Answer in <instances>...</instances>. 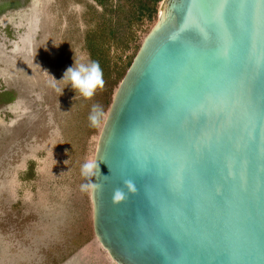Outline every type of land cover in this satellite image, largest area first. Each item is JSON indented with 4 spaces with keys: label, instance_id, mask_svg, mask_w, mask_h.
Returning <instances> with one entry per match:
<instances>
[{
    "label": "water",
    "instance_id": "95a60500",
    "mask_svg": "<svg viewBox=\"0 0 264 264\" xmlns=\"http://www.w3.org/2000/svg\"><path fill=\"white\" fill-rule=\"evenodd\" d=\"M93 161L118 264H264V0H163Z\"/></svg>",
    "mask_w": 264,
    "mask_h": 264
},
{
    "label": "rangeland",
    "instance_id": "374dc122",
    "mask_svg": "<svg viewBox=\"0 0 264 264\" xmlns=\"http://www.w3.org/2000/svg\"><path fill=\"white\" fill-rule=\"evenodd\" d=\"M139 2L0 0V264H117L95 235L91 188L81 190L91 177L80 169L158 20L162 2L152 16ZM72 49L103 70L91 100L52 80L73 65Z\"/></svg>",
    "mask_w": 264,
    "mask_h": 264
},
{
    "label": "clouds",
    "instance_id": "9594fccd",
    "mask_svg": "<svg viewBox=\"0 0 264 264\" xmlns=\"http://www.w3.org/2000/svg\"><path fill=\"white\" fill-rule=\"evenodd\" d=\"M73 52L74 63L66 69L61 80L57 81L54 77L50 74L49 75L52 77L53 82H62L65 87L70 86L76 92V96L74 98L78 96L84 100H91L97 91L104 87L103 70L99 62L92 60L90 56L83 53L78 55L74 50ZM63 89L60 90L61 94ZM102 115V108L99 105L94 104L88 116L90 126H98ZM97 170H99L98 164L96 161L92 160H86L81 165L80 169L81 175L86 178L93 177ZM124 185L128 191H135L134 183L131 180H125ZM95 187H98V185L94 183H86L81 185V190L87 191L89 188ZM125 198L126 193L122 188H116L113 190L112 199L115 203H119Z\"/></svg>",
    "mask_w": 264,
    "mask_h": 264
},
{
    "label": "trees",
    "instance_id": "16d2710c",
    "mask_svg": "<svg viewBox=\"0 0 264 264\" xmlns=\"http://www.w3.org/2000/svg\"><path fill=\"white\" fill-rule=\"evenodd\" d=\"M140 4H146L148 6V9L150 10V15H154V13L158 12V5L161 3L163 0H139ZM103 3V1H101Z\"/></svg>",
    "mask_w": 264,
    "mask_h": 264
},
{
    "label": "bare ground",
    "instance_id": "6f19581e",
    "mask_svg": "<svg viewBox=\"0 0 264 264\" xmlns=\"http://www.w3.org/2000/svg\"><path fill=\"white\" fill-rule=\"evenodd\" d=\"M99 241V240H98ZM99 243H100V241H99ZM101 244V243H100ZM101 246L108 252V250L101 244ZM108 254H109V252H108ZM109 256H110V254H109ZM110 258L114 261V262H116L111 256H110ZM117 263V262H116ZM118 264V263H117Z\"/></svg>",
    "mask_w": 264,
    "mask_h": 264
}]
</instances>
